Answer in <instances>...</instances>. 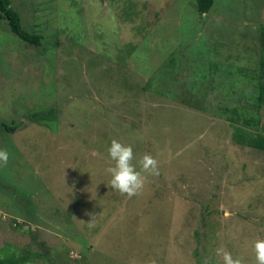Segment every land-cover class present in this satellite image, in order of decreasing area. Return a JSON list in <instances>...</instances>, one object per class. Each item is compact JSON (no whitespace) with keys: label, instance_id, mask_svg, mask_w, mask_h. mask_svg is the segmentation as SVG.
<instances>
[{"label":"rangeland","instance_id":"obj_1","mask_svg":"<svg viewBox=\"0 0 264 264\" xmlns=\"http://www.w3.org/2000/svg\"><path fill=\"white\" fill-rule=\"evenodd\" d=\"M12 4L44 46L0 19V148L10 153L0 167V255L224 264L223 249L256 264L264 150L233 133L255 131L247 119L264 124V0H215L203 15L195 0ZM49 109L51 120L30 117ZM113 139L132 146L137 170L144 155L157 160L136 195L111 187Z\"/></svg>","mask_w":264,"mask_h":264},{"label":"trees","instance_id":"obj_2","mask_svg":"<svg viewBox=\"0 0 264 264\" xmlns=\"http://www.w3.org/2000/svg\"><path fill=\"white\" fill-rule=\"evenodd\" d=\"M214 3L215 0H195V6L200 15L210 12L214 6ZM1 18L8 22L11 31L18 35L24 42L33 45L37 49H40L44 46L43 36L41 34L30 32L23 26L22 16L19 10L13 6L12 0H0V19ZM138 29H140V27H137V30ZM262 52V58L260 59V82L257 95L258 100L256 102L258 106L264 105V30L262 35ZM171 63L172 64H170V66L172 69L179 72V66L175 65L176 63L174 58H171ZM213 64L215 65L216 63ZM54 115L55 112L52 109H49L48 111H42L39 113L37 112L30 117L33 119V121H41L45 119L51 120L53 119ZM260 122V118L255 117L250 120H245L247 125L256 127V130L250 131L238 126L233 133L234 140L240 144L264 150V124ZM4 126L9 131H15L17 129L16 126L12 127L6 124H4ZM1 252L3 255H0V264L32 263L30 262L31 256L33 255L31 252L24 251L22 254H17V251H13L10 248L1 249ZM210 264H213V262Z\"/></svg>","mask_w":264,"mask_h":264},{"label":"clouds","instance_id":"obj_3","mask_svg":"<svg viewBox=\"0 0 264 264\" xmlns=\"http://www.w3.org/2000/svg\"><path fill=\"white\" fill-rule=\"evenodd\" d=\"M108 155L114 165L108 168L111 175L110 184L114 190L128 196L136 195L144 186L145 180L143 172L158 174L157 160L150 154L143 156L141 160V170H137L134 163L135 154L131 145L124 144L116 139L111 140L108 146ZM10 158V153L7 149L0 148V167L7 165ZM229 215L225 212V216ZM255 252L256 264H264V239H256L253 243ZM216 255L223 257L224 264H243L239 258H233L230 252L223 249H217ZM205 264H210L208 259H205Z\"/></svg>","mask_w":264,"mask_h":264}]
</instances>
